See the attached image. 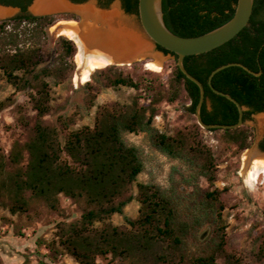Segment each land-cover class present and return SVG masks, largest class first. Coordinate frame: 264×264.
Listing matches in <instances>:
<instances>
[{"label": "trees", "instance_id": "obj_1", "mask_svg": "<svg viewBox=\"0 0 264 264\" xmlns=\"http://www.w3.org/2000/svg\"><path fill=\"white\" fill-rule=\"evenodd\" d=\"M121 1L125 12L138 14V0ZM236 2L162 0L163 20L177 35L196 36L229 20ZM58 16L23 13L0 21V75L16 90L28 91L37 115L26 142H14L8 156L0 148V206L12 214L24 213L30 199L42 200L49 208L58 209L60 194L71 198L79 206L80 216L57 224L55 242L78 264H97V257L107 255L131 264H216L215 251L187 253L184 245L189 225L179 218L174 200L164 190L136 182L143 163L138 149L122 138L123 133H148L152 143L168 157L198 161L199 173L213 182L216 160L203 142L197 123L190 130L178 129L173 134L159 133L152 125L158 113L156 105L162 99L185 97L190 101L189 111L195 114L198 86L180 71L176 54L157 46L174 57L167 88L151 80L145 87L151 91L147 104H140L137 96L128 104L101 105L92 126L76 129H69L70 118L60 117L59 130L45 118L52 110L50 81L56 85L70 77L72 57L78 50L73 39L59 36L55 60L44 64L46 28ZM183 62L185 69L204 86L200 111L203 122L234 124L238 120L236 105L214 93L207 84L209 73L228 62H239L259 75L231 65L212 76V86L247 107L243 111L244 122L251 120L253 114L264 112V0H254L248 24L232 39L210 51L185 56ZM100 71L101 87L140 86L122 75L116 65H107ZM94 75L91 74L92 79ZM90 83L88 80L85 85ZM208 130L221 131L220 138L234 144L238 151L251 144L252 129L245 123L236 128ZM258 147L264 151V136ZM220 194L214 190L207 192L206 197L218 200ZM133 199L140 204L138 215L125 217L123 225L112 224L109 218L123 213ZM259 241L260 238L254 239L249 255L264 264V240Z\"/></svg>", "mask_w": 264, "mask_h": 264}, {"label": "rangeland", "instance_id": "obj_2", "mask_svg": "<svg viewBox=\"0 0 264 264\" xmlns=\"http://www.w3.org/2000/svg\"><path fill=\"white\" fill-rule=\"evenodd\" d=\"M115 4L124 16L131 19L133 27L141 34L138 16L123 12L119 0H111L106 9L94 6L99 10H110ZM25 13L45 15L36 14L29 7ZM49 14L59 16L46 28L44 64L48 65L53 63L57 55L58 37L67 38L61 31L62 27L67 25V21H81V17L71 11ZM11 15L0 18V21L13 18ZM75 54L72 57L74 68L70 77L56 85L50 81L52 110L45 118L59 130L60 117L70 118L69 129H76L83 125L92 126L96 110L101 105L128 104L137 96L140 104H147L151 91L146 90V85L153 80V83H160L167 88L173 69L174 57L166 54L162 57L165 60L161 70L149 69L146 60L124 65L112 64L118 67L122 75L139 82L138 89L127 86L101 87L99 81L102 68L92 72L95 75L89 79L90 85L76 84L74 77L79 68ZM189 106L190 101L185 97L174 101L162 99L156 105L158 113L153 117V127L157 132L165 134H173L178 129L194 128L196 117L189 111ZM36 116L28 91L16 90L0 75V148L6 156L14 142L23 144L31 137ZM262 116L264 112L255 113L251 120L245 122L252 129V139L250 146L243 151H238L234 144L222 140L221 131L199 126L198 132L216 160V179L213 182L199 173L198 161L187 162L168 157L152 143L148 133L122 134L127 144L138 149L143 163L136 182L164 190L174 200L179 218L189 225L184 245L188 254L215 251L216 264H258L252 260L249 251L254 246L255 238L264 240V174L256 183L249 184L243 171V156L246 151L259 148L258 143L264 136ZM214 190L221 192L217 196L218 200L208 199L206 193ZM136 191L135 183L133 192ZM220 204L223 206L221 209ZM139 205L133 199L124 207L123 213L113 214L109 221L114 225L125 224V217L135 218L138 215ZM79 216V206L63 194L59 195L58 209L49 208L39 199H30L24 213L12 214L0 206V264H78L55 242V232L59 222L71 221ZM96 263L131 264L129 261L111 258L110 255L97 257Z\"/></svg>", "mask_w": 264, "mask_h": 264}, {"label": "bare ground", "instance_id": "obj_3", "mask_svg": "<svg viewBox=\"0 0 264 264\" xmlns=\"http://www.w3.org/2000/svg\"><path fill=\"white\" fill-rule=\"evenodd\" d=\"M30 8L36 14L71 11L81 17L79 22L67 21V25L61 29L78 46L76 62L79 70L74 77L76 84L85 83L91 78L93 71L111 63H133L142 56L129 57L139 51H148L151 59L145 63L149 69L162 68L165 59L159 53L151 51V46L133 27L131 19L122 14L117 4L110 10H99L92 2L75 5L66 0H34ZM13 12L9 8L0 7V18ZM243 171L249 184L256 183L264 174V153L257 149L246 151L243 156Z\"/></svg>", "mask_w": 264, "mask_h": 264}, {"label": "water", "instance_id": "obj_4", "mask_svg": "<svg viewBox=\"0 0 264 264\" xmlns=\"http://www.w3.org/2000/svg\"><path fill=\"white\" fill-rule=\"evenodd\" d=\"M67 2L75 5L85 4L87 2L94 3L93 0H88L86 2H74L71 0H66ZM254 0H237L235 5V10L232 17L227 20L225 23L196 36H180L172 31H170L163 20V11H162V0H138V20L142 28V36L147 44L151 46V51L159 53L162 57L166 56L163 52L157 49V46H161L166 50L176 54V64L180 71L191 81H193L199 88V99L195 106V117L197 124L206 129L211 128H236L243 125V111L247 109L246 106L241 105L236 99H234L228 93L220 91L214 88L211 84L212 76L219 70L231 66L238 65L247 70L249 73L254 75H259V72H253L248 69L245 65L239 62H228L214 68L207 77V84L210 89L216 93L220 94L230 101H232L238 110V120L234 124H219V123H205L201 118V106L204 101V86L200 80L191 75L184 67V57L188 55H195L210 51L223 43L232 39L235 35L238 34L249 22ZM95 4V3H94ZM4 8H9L13 11L15 9L11 6H3ZM100 8V7H99ZM103 9V8H101ZM123 10V9H122ZM123 12H125L123 10ZM126 13V12H125ZM33 15V14H32ZM13 16V15H11ZM10 16V17H11ZM142 56L137 60H149L150 55L148 51H139L134 55H130L129 58ZM128 58V57H126ZM123 58V59H126ZM134 60V61H137ZM133 61V62H134ZM145 61V62H146ZM118 64V63H111ZM259 152H263L258 148Z\"/></svg>", "mask_w": 264, "mask_h": 264}, {"label": "flooded vegetation", "instance_id": "obj_5", "mask_svg": "<svg viewBox=\"0 0 264 264\" xmlns=\"http://www.w3.org/2000/svg\"><path fill=\"white\" fill-rule=\"evenodd\" d=\"M33 1L34 0H0V7H3V6L13 7L15 9V11L13 12V16L16 17V16H19V15L25 13L28 10V7L30 10V6L32 5ZM86 1H88V0H77L76 2H86ZM93 1H94L96 6L103 8V9L108 8L109 4L111 2V0H93ZM119 1H120L121 8L124 10L123 5H122V1L121 0H119ZM126 13L134 14V13H130V12H126Z\"/></svg>", "mask_w": 264, "mask_h": 264}]
</instances>
